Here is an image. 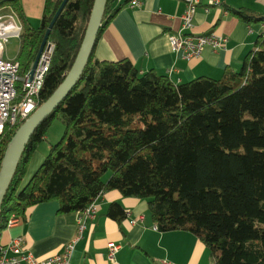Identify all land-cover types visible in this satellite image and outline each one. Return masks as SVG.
<instances>
[{"label":"trees","instance_id":"trees-1","mask_svg":"<svg viewBox=\"0 0 264 264\" xmlns=\"http://www.w3.org/2000/svg\"><path fill=\"white\" fill-rule=\"evenodd\" d=\"M107 0L101 35L118 12ZM63 0H46L41 24L22 14L19 0H2L23 29L16 61L25 75ZM94 0H69L53 28L52 61L40 104L63 82L80 50ZM248 22L264 14L233 10ZM91 57L69 95L39 125L20 158L0 210V230L12 216L53 199L59 212H82L101 194L119 190L148 200L161 231L184 230L210 251L211 264H264V32L239 70L180 84L129 58ZM65 132L26 185L28 165L54 119ZM0 134V168L18 127ZM109 174L107 180L106 175ZM108 215L122 220L112 202Z\"/></svg>","mask_w":264,"mask_h":264},{"label":"crops","instance_id":"crops-1","mask_svg":"<svg viewBox=\"0 0 264 264\" xmlns=\"http://www.w3.org/2000/svg\"><path fill=\"white\" fill-rule=\"evenodd\" d=\"M139 1L136 6L131 5V0L114 1V7L119 9L98 38L95 59L129 58L142 72L154 70L177 84L203 76L220 78L228 68H241L244 57L264 32V21L248 23L233 13V10L248 8L264 14V0H222L220 5L208 10L200 5L193 19V32L222 34L229 42L218 51L207 47L199 58L188 60L174 53L170 43V35L182 26L187 8L185 0ZM19 3L26 20L38 27L46 0H19ZM7 11L13 12L22 25L18 12L10 7ZM45 158L37 152L33 154L23 185L29 182ZM33 160L37 165L34 168L31 166ZM106 176L108 178L109 174ZM112 202L130 211L131 218L140 219L132 223L127 215L122 220L111 218L108 209ZM95 204L96 216L86 219V229L70 261L63 264H162L164 260L173 264L212 263L209 249L193 233L155 229L157 224L147 199L125 196L114 189L101 194ZM59 208L58 199L35 205L27 219H19L0 230V243L6 244L13 237L22 236L25 247L38 258L62 253L66 243L77 236L82 214L77 211L61 213ZM111 241L120 244L114 261L108 258Z\"/></svg>","mask_w":264,"mask_h":264},{"label":"built area","instance_id":"built-area-1","mask_svg":"<svg viewBox=\"0 0 264 264\" xmlns=\"http://www.w3.org/2000/svg\"><path fill=\"white\" fill-rule=\"evenodd\" d=\"M2 0H0L1 2ZM187 8L182 16V26L170 35V43L174 53L190 60L199 58L205 48L210 47L214 51L225 48L229 39L222 34L207 33L196 34L193 32V19L200 7L205 6L206 10L210 7L218 6L222 0H185ZM139 0H131V5H139ZM7 6L0 7V134L7 126H14L23 123L39 106L40 94L44 85L45 75L48 72L54 44L48 41L45 47L34 77L31 79L29 71L23 75L20 73V64L15 59L5 57L4 42L11 37L20 38L22 25L13 12L7 11ZM96 206L92 202L81 212L78 221L77 236L66 243L62 253L49 255L45 258L34 256L24 245L22 236L13 237L7 244H0V264H63L68 263L77 242L82 237L86 229V219L96 216ZM132 223L140 218H131V212L127 211ZM19 221L18 217L12 216L7 223L10 227ZM158 229V226H155ZM120 245L116 243L108 244V258L115 260L116 253ZM162 264H173L164 260Z\"/></svg>","mask_w":264,"mask_h":264},{"label":"water","instance_id":"water-1","mask_svg":"<svg viewBox=\"0 0 264 264\" xmlns=\"http://www.w3.org/2000/svg\"><path fill=\"white\" fill-rule=\"evenodd\" d=\"M68 1L69 0H63L45 33L36 59L29 72L31 79L34 77L40 57L46 45H49L48 41L51 29ZM106 6L107 0H94L93 9L88 21L85 35L72 68L53 94L46 101L40 104V106L23 123H21L12 141L10 142L0 168V210L4 197L16 173L20 158L30 138L35 133L39 125L69 95L84 72L102 27Z\"/></svg>","mask_w":264,"mask_h":264},{"label":"rangeland","instance_id":"rangeland-1","mask_svg":"<svg viewBox=\"0 0 264 264\" xmlns=\"http://www.w3.org/2000/svg\"><path fill=\"white\" fill-rule=\"evenodd\" d=\"M4 46H5V57L7 59H15L19 53L20 39L18 37H11L8 39V41L4 42ZM64 132H65V126L62 120L58 118L54 119L50 128L48 129L46 139H44V141L40 144L39 148L35 152L41 154L43 157L47 156L52 145L59 141V139L63 136ZM35 163L36 161L33 160L31 165L33 168L37 166ZM105 179L107 180V176L105 177ZM18 218L20 219V217Z\"/></svg>","mask_w":264,"mask_h":264},{"label":"bare ground","instance_id":"bare-ground-1","mask_svg":"<svg viewBox=\"0 0 264 264\" xmlns=\"http://www.w3.org/2000/svg\"><path fill=\"white\" fill-rule=\"evenodd\" d=\"M30 70H31V69H30ZM30 70H29V72H30ZM14 126H15V125H14ZM8 127H12V126H7L6 128H8ZM6 128H5V130H6ZM5 130H4V131H5ZM1 134H2V133H1ZM97 198H98V197H97ZM97 198H96V199H97ZM96 199H94L92 202L95 203ZM92 202H91V203H92ZM95 206H96V204H95ZM140 217H141V216H140ZM111 242H112V241H111ZM111 242H109V243H111ZM109 243H108V244H109ZM113 243H116V242H113ZM0 244H1V243H0ZM6 244H7V243H6ZM116 244H118V243H116ZM3 245H4V244H3ZM118 245H120V244H118ZM31 253H32V252H31Z\"/></svg>","mask_w":264,"mask_h":264}]
</instances>
